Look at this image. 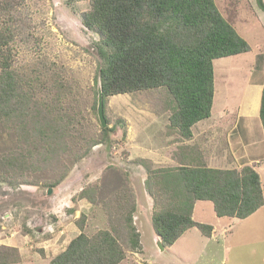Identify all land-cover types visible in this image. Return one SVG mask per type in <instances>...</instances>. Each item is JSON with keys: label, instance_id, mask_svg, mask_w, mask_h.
Masks as SVG:
<instances>
[{"label": "rangeland", "instance_id": "1", "mask_svg": "<svg viewBox=\"0 0 264 264\" xmlns=\"http://www.w3.org/2000/svg\"><path fill=\"white\" fill-rule=\"evenodd\" d=\"M214 1L251 45L250 51L213 60L216 90L208 121L216 123L223 116L217 109L220 103L226 99L235 106L246 82L264 74L254 69L260 59L252 62L262 34L252 12L253 6L258 8L255 0ZM89 7L88 0L24 4V13L31 16V33L22 34L13 45L12 67L37 106L70 118L71 135L65 139L71 150L58 163L32 162L13 184L0 183V264H48L80 232L91 236L99 230H109L121 242L125 257L119 264H264V204L246 218H237L217 216L212 202L202 200L192 218L210 224V235L193 226L172 245L159 249L151 226L153 199L145 187L147 169L171 164L176 146L184 148L183 156L188 151V163L198 164L189 144L199 143L193 139L184 147V138L169 125L174 101L164 86L107 96L104 115L113 129L109 141H103L97 116L98 35L80 20ZM233 116L229 112L224 120L231 122ZM19 139L13 126L0 123V152L18 150ZM211 147L209 160L203 163L236 166L232 162L236 152L228 154L225 149V157L217 160L223 152ZM260 183L264 198V171ZM132 203L140 242L136 249L122 221Z\"/></svg>", "mask_w": 264, "mask_h": 264}, {"label": "trees", "instance_id": "2", "mask_svg": "<svg viewBox=\"0 0 264 264\" xmlns=\"http://www.w3.org/2000/svg\"><path fill=\"white\" fill-rule=\"evenodd\" d=\"M26 1L0 0V123L13 126L20 136L18 150L0 152V183L13 184L32 162L58 163L71 150L65 139L71 135L70 118L64 120L58 110L37 106L12 67L13 45L22 34L31 33V16L24 13ZM88 2L90 7L80 20L98 35L101 65L96 82L103 105L110 95L164 86L174 101L169 125L181 138H190L191 126L211 113L213 60L248 51V42L222 16L214 0ZM256 4L264 10L263 0ZM262 57L264 66V47ZM259 115L264 128V81ZM112 129L101 126L104 142ZM147 172L145 187L154 206L151 224L164 246L193 226L210 235V224L192 218L196 200L211 201L217 216L237 218H246L264 204L260 176L249 165L238 170L180 164ZM134 210L132 203L122 221L136 249L140 242ZM124 257L119 239L109 230H99L91 236L80 232L48 264H119Z\"/></svg>", "mask_w": 264, "mask_h": 264}, {"label": "crops", "instance_id": "3", "mask_svg": "<svg viewBox=\"0 0 264 264\" xmlns=\"http://www.w3.org/2000/svg\"><path fill=\"white\" fill-rule=\"evenodd\" d=\"M252 12L254 18L256 19V22H259V24L262 27L261 38L259 39L258 42L255 43L259 50L254 54V58L252 62L254 61L255 64L257 58H259L260 61L258 62V65L255 64L254 69L261 73L263 72L264 74L263 57H262L263 47H264V18L260 17V15H264V10L260 9L259 7L256 9L255 6H253ZM232 24L236 29V31L239 33V35L242 36L247 41L248 39L243 35L242 31H240L234 23ZM249 47L250 49L248 51L251 50L250 44ZM239 54L241 53L234 55H239ZM215 81L216 80L214 79L213 76V87H214L213 101L216 90ZM263 81H264V76L262 79L259 80H256L254 78L249 79L246 82L244 86V91L241 92L240 98L235 106H232L231 103H226L225 102L226 99L223 102H221L220 105L217 107V109L219 110V112L223 114V116L220 117V120L216 123L212 121L210 122L208 121L209 119H211L214 111V105L212 101L210 116L195 122L191 126V133H192L191 137L184 139L186 145L182 144L183 142H180L179 145L182 144L185 147L187 146V143H189L191 140L193 141V139H197L199 145H197L196 142H194V144H189V145L193 146L192 148L193 157L196 158L195 160L200 161L198 164L205 165L208 167H214V168L215 167L241 168L242 166L249 165L252 168H254L261 177V172L264 171V128L260 119L259 108H260V98L262 93ZM229 112H231V114H234L231 122L224 120L225 115L229 114ZM210 147L213 148L216 153L219 151L221 153L223 152V156L221 157L218 156L220 158L217 160L223 159V157H225L224 154L225 149H227L228 154H230L231 151L232 153L236 152V156L234 157L232 156V162L236 164V166L217 167L214 165H210V164L208 165L206 163H203V161L207 162L209 160V158H207V151ZM183 149L184 148L180 146H176L175 153L173 152V150H171L170 160L172 161V163L168 164V166L171 165L177 166L180 164H197L193 162L191 163L187 162L190 160L188 156V151H185L183 156L182 155ZM200 201L202 200L195 201L193 205V211L197 203ZM193 211H192V215H193ZM152 233L155 240L160 239L154 232L153 228H152Z\"/></svg>", "mask_w": 264, "mask_h": 264}, {"label": "water", "instance_id": "4", "mask_svg": "<svg viewBox=\"0 0 264 264\" xmlns=\"http://www.w3.org/2000/svg\"><path fill=\"white\" fill-rule=\"evenodd\" d=\"M97 116H98V120L100 122V125L102 127L106 126L107 122H106V118L104 116V108H103V96H102V92H101V86L100 83L98 82L97 84ZM51 191V188H48L47 192L49 193ZM156 244L158 245L160 250H164V245L162 244V242L160 241V239L156 240Z\"/></svg>", "mask_w": 264, "mask_h": 264}]
</instances>
